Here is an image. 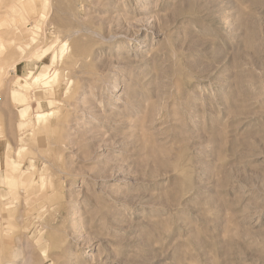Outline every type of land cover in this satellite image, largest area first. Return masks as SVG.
Wrapping results in <instances>:
<instances>
[{"label": "rangeland", "instance_id": "374dc122", "mask_svg": "<svg viewBox=\"0 0 264 264\" xmlns=\"http://www.w3.org/2000/svg\"><path fill=\"white\" fill-rule=\"evenodd\" d=\"M0 201V264H264V0H0Z\"/></svg>", "mask_w": 264, "mask_h": 264}, {"label": "bare ground", "instance_id": "6f19581e", "mask_svg": "<svg viewBox=\"0 0 264 264\" xmlns=\"http://www.w3.org/2000/svg\"><path fill=\"white\" fill-rule=\"evenodd\" d=\"M10 171L8 170V168L6 167L5 168V170H3L2 171V174H3V177L2 178H4V179H6V178H8V176H9V173ZM14 179V178H13ZM3 189H1V190H3V192H4V194H7V192H8V190L6 189V187L4 186V187H2ZM8 188V187H7ZM13 189V188H12ZM14 190V189H13ZM14 192H15V190H14ZM8 195H9V193H8ZM9 196H11V195H9ZM12 197V196H11ZM38 197V196H37ZM30 198V197H29ZM34 198V197H33ZM35 200H36V197L34 198ZM20 200V199H19ZM38 200V199H37ZM7 203L9 204V205H11L12 204V202H11V200L10 199H7ZM32 202V201H31ZM30 202V203H31ZM1 203H4V201H0V204ZM36 203V202H35ZM25 204V203H24ZM34 204V203H33ZM27 207V206H26ZM30 207V206H29ZM34 207V206H33ZM10 217L12 216V215H9ZM20 218V217H19ZM25 220V219H24ZM5 225H4V228H7L8 229V226H9V222H10V220H5ZM22 223V222H21ZM11 229V228H10ZM5 232V231H4ZM6 235V234H5ZM18 239V238H17ZM35 239V238H34ZM20 242V241H19ZM2 250V249H1ZM17 250V249H16ZM31 251V250H30ZM5 254V253H4ZM10 254V253H9ZM22 255V254H21ZM17 255H14L13 254V257H16ZM16 260V259H15ZM14 261V260H13ZM26 261V260H25ZM24 261V262H25ZM27 262V261H26ZM31 262V261H30ZM27 264V263H26ZM31 264V263H30Z\"/></svg>", "mask_w": 264, "mask_h": 264}]
</instances>
